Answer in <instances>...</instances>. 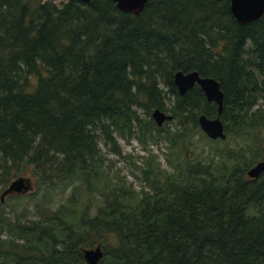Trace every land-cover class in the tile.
Returning <instances> with one entry per match:
<instances>
[{
    "label": "trees",
    "instance_id": "16d2710c",
    "mask_svg": "<svg viewBox=\"0 0 264 264\" xmlns=\"http://www.w3.org/2000/svg\"><path fill=\"white\" fill-rule=\"evenodd\" d=\"M177 71L218 83L219 115L196 85L178 96ZM263 132L264 13L238 26L228 0H147L136 16L0 0V190L34 181L5 198L18 211L0 203V264H85L96 244L98 264H264V172L245 176ZM118 140L162 142L166 169L145 162L134 190L103 165Z\"/></svg>",
    "mask_w": 264,
    "mask_h": 264
},
{
    "label": "water",
    "instance_id": "95a60500",
    "mask_svg": "<svg viewBox=\"0 0 264 264\" xmlns=\"http://www.w3.org/2000/svg\"><path fill=\"white\" fill-rule=\"evenodd\" d=\"M88 4L91 0H67ZM115 9L123 14L136 16L141 13L147 0H109ZM228 10L238 26L257 21L264 13V0H228ZM172 84L178 96L196 85L202 92L204 99L208 103L216 106V114L219 115L222 106V93L218 83L210 78H202L196 72H175L172 75ZM150 118L157 128L163 123L171 121V116L157 109L150 113ZM197 125L202 134L209 140L225 139L223 126L218 116L207 119L203 115L197 118ZM262 160L256 162L245 172L248 179H257L264 172V145L261 148ZM31 183L28 177L20 176L11 180L0 193V203L7 196H20L31 191ZM82 257L85 264H98L102 258V252L98 246L93 249L82 250Z\"/></svg>",
    "mask_w": 264,
    "mask_h": 264
},
{
    "label": "rangeland",
    "instance_id": "374dc122",
    "mask_svg": "<svg viewBox=\"0 0 264 264\" xmlns=\"http://www.w3.org/2000/svg\"><path fill=\"white\" fill-rule=\"evenodd\" d=\"M52 1L55 3H59L61 1L63 2L64 0H52ZM163 91H165V89H163ZM168 126L170 128L172 127L171 125H168L167 122V123H163L160 128L168 129ZM262 135L264 137V132ZM117 145L121 151L120 156H115L111 153L106 154L105 152L106 149L99 147L101 149L100 150L101 154L105 159L103 165L104 167L109 168L111 174H114V176L121 177L128 184H131L134 190L139 189V187L141 186V181L139 179V169L144 167L145 162L149 163L150 165L157 164L158 166L161 167V169H166L165 159L168 155V151L167 149H165L164 144L162 142H160L157 145L153 143H147L146 146H141L134 140L128 142L118 140ZM228 145H230V148H232L233 143H230V141H228ZM263 145L264 143L261 145V147ZM204 150H206V148H204ZM149 155H151L152 157H149ZM25 177H28V179L30 180L31 188H32L30 191L31 193L34 191V187H33L34 181L30 176H25ZM2 190H0V193ZM27 195L28 193H25L22 196L23 197L25 196L24 199H26ZM4 202H6V206L12 205L13 210L18 211L20 209L19 204H12L15 201H9V200L6 201V199H4ZM96 246L98 245L97 244L94 245V247Z\"/></svg>",
    "mask_w": 264,
    "mask_h": 264
},
{
    "label": "bare ground",
    "instance_id": "6f19581e",
    "mask_svg": "<svg viewBox=\"0 0 264 264\" xmlns=\"http://www.w3.org/2000/svg\"><path fill=\"white\" fill-rule=\"evenodd\" d=\"M253 180V179H252Z\"/></svg>",
    "mask_w": 264,
    "mask_h": 264
}]
</instances>
